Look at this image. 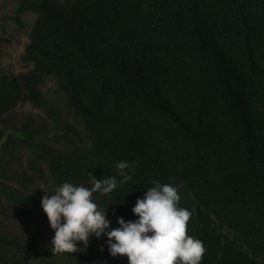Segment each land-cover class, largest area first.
Listing matches in <instances>:
<instances>
[{
    "label": "trees",
    "instance_id": "obj_1",
    "mask_svg": "<svg viewBox=\"0 0 264 264\" xmlns=\"http://www.w3.org/2000/svg\"><path fill=\"white\" fill-rule=\"evenodd\" d=\"M26 13L27 70L0 75V264H129L107 235L53 253L41 207L65 182L117 176L121 160L132 179L92 197L106 232L138 219L156 179L192 213L201 264H264V0H18L9 19L23 27ZM24 104L52 128L17 120Z\"/></svg>",
    "mask_w": 264,
    "mask_h": 264
},
{
    "label": "clouds",
    "instance_id": "obj_2",
    "mask_svg": "<svg viewBox=\"0 0 264 264\" xmlns=\"http://www.w3.org/2000/svg\"><path fill=\"white\" fill-rule=\"evenodd\" d=\"M114 167L119 180L117 176L98 180L90 172V187L65 182L51 196L45 192L41 207L55 233L51 251L76 253L80 249L78 242L87 246L91 236L99 239L107 235L110 254L127 257L129 264H201L205 246L188 235L192 213L178 207L181 197L177 188L156 179L132 209L138 219L125 222L119 218V227L106 232L110 221L106 211L98 209L93 194H111L134 175L132 163L121 160Z\"/></svg>",
    "mask_w": 264,
    "mask_h": 264
},
{
    "label": "rangeland",
    "instance_id": "obj_3",
    "mask_svg": "<svg viewBox=\"0 0 264 264\" xmlns=\"http://www.w3.org/2000/svg\"><path fill=\"white\" fill-rule=\"evenodd\" d=\"M17 2L18 0H0V75H14L27 70V67L21 61V56L28 43V33L35 19V15L32 13L22 15L24 26H17L9 19ZM54 85L55 82L53 80H46L41 86V90L50 101L60 106L61 98L54 92ZM62 114L64 118L70 120L68 114L65 112ZM29 115L38 119H43V122L46 123L48 128H52L53 122L46 113L30 104L20 105L15 110L17 120L23 119ZM26 157L25 154L23 156L24 163ZM48 237L49 236L43 238L37 243L39 251H43L47 247Z\"/></svg>",
    "mask_w": 264,
    "mask_h": 264
}]
</instances>
